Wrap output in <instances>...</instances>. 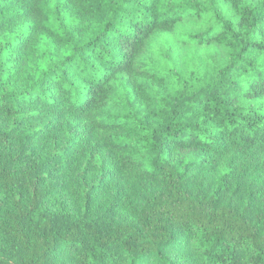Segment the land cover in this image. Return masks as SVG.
I'll use <instances>...</instances> for the list:
<instances>
[{"label": "trees", "instance_id": "1", "mask_svg": "<svg viewBox=\"0 0 264 264\" xmlns=\"http://www.w3.org/2000/svg\"><path fill=\"white\" fill-rule=\"evenodd\" d=\"M0 264H264V0H0Z\"/></svg>", "mask_w": 264, "mask_h": 264}, {"label": "rangeland", "instance_id": "2", "mask_svg": "<svg viewBox=\"0 0 264 264\" xmlns=\"http://www.w3.org/2000/svg\"><path fill=\"white\" fill-rule=\"evenodd\" d=\"M205 6L207 4L203 2ZM221 7V6H220ZM223 7V6H222ZM216 24L214 21L208 19V17L196 18L195 16L186 17L179 26L170 34H158L150 41V46L143 53L137 62L138 68H153L157 72L162 74L164 78L163 84H157L152 82H144V86L147 89V96H159L163 99L167 94H172L177 90L176 78H174L171 71L174 68H178L183 74L184 78L189 77L190 72L195 73L196 65L193 60L197 57L194 53L195 44L183 45V40L186 36L196 33L204 32L203 29L213 27ZM217 28V27H216ZM215 28V31L217 30ZM216 53L223 55V51L218 47L211 46L210 49L200 52V60H204L206 67L210 66L216 59ZM173 75V76H172Z\"/></svg>", "mask_w": 264, "mask_h": 264}]
</instances>
